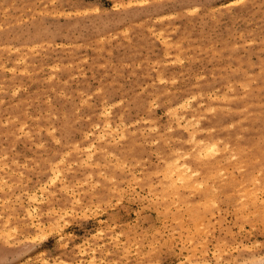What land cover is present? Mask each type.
<instances>
[{"label":"rangeland","instance_id":"obj_1","mask_svg":"<svg viewBox=\"0 0 264 264\" xmlns=\"http://www.w3.org/2000/svg\"><path fill=\"white\" fill-rule=\"evenodd\" d=\"M0 264H264V0H0Z\"/></svg>","mask_w":264,"mask_h":264},{"label":"bare ground","instance_id":"obj_2","mask_svg":"<svg viewBox=\"0 0 264 264\" xmlns=\"http://www.w3.org/2000/svg\"><path fill=\"white\" fill-rule=\"evenodd\" d=\"M192 130H193V129H192ZM191 134H192V133H190V135H191ZM193 135H194V133H193ZM193 135H192V137H193ZM205 142H206V141H205ZM212 145H213V144H212ZM212 145H211V147H210V151H214V150H215V148H214ZM203 146H205V145H202L201 148H200L199 150H203V149H204V148L202 149ZM207 147H208V146H207ZM198 148H199V147H198ZM205 148H206V147H205ZM206 149H207V148H206ZM203 151H205V150H203ZM207 151H208V150H207ZM207 151H205V152H207ZM216 151H217V150H216ZM205 152H202V153L200 152V153L203 154V153H205ZM208 152H209V151H208ZM209 153H210V152H209ZM198 154H199V151H198ZM206 156H207V155H206ZM197 157H198V156H197ZM177 163H178V162H177ZM177 163H176V161H175V162H174V161L172 162V166H171V169H172V170L170 169V170H171L170 173H173V172H174V174H175V175H174V176H175L174 178H176V179H178L179 181H181L182 183H184V184H182V185H185L186 183H189V184H190L191 181H190V182H188V181H189V179H191V175H193L194 173H193V172L188 168V166L185 165L183 162H182L181 164H177ZM169 164H170V162H169ZM169 168H170V166H169ZM170 173H169V175H170ZM192 173H193V174H192ZM167 177H168V176H167ZM169 178L171 179L172 177L169 176L168 179H169ZM174 178H173V179H174ZM170 179H169V180H170ZM169 180H168V181H169ZM171 180H172V179H171ZM171 180H170V182H171ZM170 182H169V183H170ZM194 182H195V181H194ZM171 183H172V182H171ZM179 183H180V182H179ZM172 184H173V183H172ZM180 184H181V183H180ZM180 184H179V185H180ZM179 185H178V186H179ZM191 185H193V184H191ZM178 186H177V187H178ZM188 186H189V185H188ZM174 187H176V186H174ZM177 187H176V188H177ZM183 187H184V186H183ZM191 187H193V186H191ZM194 187H195V186H194ZM186 188H187V187H186Z\"/></svg>","mask_w":264,"mask_h":264}]
</instances>
